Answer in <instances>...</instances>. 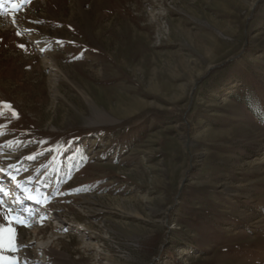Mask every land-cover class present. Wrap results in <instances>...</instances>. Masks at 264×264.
<instances>
[{
	"label": "rangeland",
	"instance_id": "1",
	"mask_svg": "<svg viewBox=\"0 0 264 264\" xmlns=\"http://www.w3.org/2000/svg\"><path fill=\"white\" fill-rule=\"evenodd\" d=\"M0 264H264V0H0Z\"/></svg>",
	"mask_w": 264,
	"mask_h": 264
},
{
	"label": "trees",
	"instance_id": "2",
	"mask_svg": "<svg viewBox=\"0 0 264 264\" xmlns=\"http://www.w3.org/2000/svg\"><path fill=\"white\" fill-rule=\"evenodd\" d=\"M253 98L252 97H248L246 100L248 101V103L252 100ZM77 138H80V137H75L71 142H70V146H77V145H75L76 143V141H75V139H77ZM78 141V140H77ZM66 147V146H65ZM64 146H60V150H62V153H65V150H66V148H65ZM77 148H80V146H77ZM81 150H78L77 151V153L78 152H80ZM73 153L74 152H71V155H73ZM62 155V154H61ZM69 157H71V156H69ZM67 159H69V158H67ZM74 160H76L77 159V156L76 157H74L73 158ZM63 164H64V167H67V165L65 164V160H62V163L60 164V166H58V168H56V169H54V172H56V173H62L63 172Z\"/></svg>",
	"mask_w": 264,
	"mask_h": 264
}]
</instances>
